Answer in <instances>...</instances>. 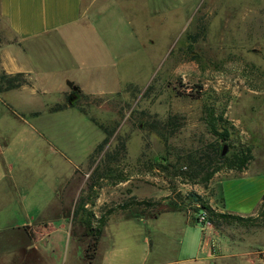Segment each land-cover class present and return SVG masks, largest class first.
I'll return each instance as SVG.
<instances>
[{"label":"rangeland","instance_id":"obj_1","mask_svg":"<svg viewBox=\"0 0 264 264\" xmlns=\"http://www.w3.org/2000/svg\"><path fill=\"white\" fill-rule=\"evenodd\" d=\"M123 11L98 32L32 43L26 86L48 94L12 92L11 110L0 103L9 117L0 264H264V219L204 225L195 198L215 211L223 198L244 216L257 207L226 208L223 183L241 172L202 181L196 162L211 170L217 144L227 156L249 146L264 169V0ZM211 109L224 110L230 140L211 133ZM81 194L95 218L131 199L156 204L115 208L93 251L73 215Z\"/></svg>","mask_w":264,"mask_h":264},{"label":"crops","instance_id":"obj_2","mask_svg":"<svg viewBox=\"0 0 264 264\" xmlns=\"http://www.w3.org/2000/svg\"><path fill=\"white\" fill-rule=\"evenodd\" d=\"M155 6L156 0H0V21L4 25L0 32L2 30L5 32V34L2 32L4 38L0 42V72L8 74L23 72L30 75L27 49L32 43L57 37L64 42L67 37L64 32L74 29L77 32L82 30L98 32L104 29L108 15L123 14L124 9H131L134 10L131 12L133 14L143 13L147 16L154 12ZM12 92L29 93L31 100L39 94H48L35 86L26 85L1 92L0 103L10 110L9 101L12 97L9 95ZM13 99L19 100L14 97ZM25 110L27 114L39 111L32 107ZM7 117V113L6 116L3 111L0 113V121L9 120ZM4 123L0 124V170L2 171H0V200L8 191L5 187L1 189L2 181L6 179L3 170L6 167L5 153L8 148L3 142L4 134L1 130L5 126ZM254 160L252 159L240 174L223 181L226 208L235 210L234 212L251 213L264 195V169L255 168ZM222 206H225L223 198L218 210L229 212Z\"/></svg>","mask_w":264,"mask_h":264},{"label":"trees","instance_id":"obj_3","mask_svg":"<svg viewBox=\"0 0 264 264\" xmlns=\"http://www.w3.org/2000/svg\"><path fill=\"white\" fill-rule=\"evenodd\" d=\"M27 75L23 72L8 74L5 72L0 73V93L19 88L23 85L28 84ZM200 88V86H199ZM202 94H198L196 98H200ZM223 111L220 112L219 115H214V109L209 111V129L213 135H215L218 140L220 141H228L230 140L231 135V127L228 126L226 120L223 118ZM106 140V139H105ZM104 142V141H103ZM102 147V144L98 145V149ZM224 147L221 144H217L214 149V156L215 158V166L211 170H207L209 168V164L203 161H197V173H203L201 176L202 181H208L214 173L217 171L225 168L229 170H236L238 172H242L249 164L250 160L252 159V152L249 146H241L240 148L232 151V153L227 156L226 153L222 154ZM212 163V162H211ZM212 167V166H211ZM207 170V171H206ZM174 175H182L180 171H174ZM194 174L193 176H196ZM119 181L124 179L123 177L117 178ZM93 187L95 184H92ZM193 195V194H192ZM195 196V195H193ZM198 202L199 210L204 211L206 213L207 220L210 221L213 225L218 226L222 222H238V223H245L248 226H257L259 220L264 219V195L262 196L259 204L257 205L255 211L250 215H238L234 213L228 212H219L215 211L207 202L203 201L199 196H195ZM89 201L85 198L83 194H81L76 202V206L73 212L74 216L78 217V225L83 229V234L85 236H89L91 239V244L87 246L89 249H93L95 251L98 240L100 239L103 229L106 225L108 216L114 212V209L119 207L120 209H124L131 205L132 203L142 204L146 203V205H154L155 202H135L134 199L126 201L122 204L117 205L114 208H110L103 213L99 217L95 218L91 211L88 210ZM93 254H90L92 257Z\"/></svg>","mask_w":264,"mask_h":264},{"label":"built area","instance_id":"obj_4","mask_svg":"<svg viewBox=\"0 0 264 264\" xmlns=\"http://www.w3.org/2000/svg\"><path fill=\"white\" fill-rule=\"evenodd\" d=\"M197 221L201 222L202 224H209L207 221V217H206V213L204 211H201L197 217H196Z\"/></svg>","mask_w":264,"mask_h":264},{"label":"water","instance_id":"obj_5","mask_svg":"<svg viewBox=\"0 0 264 264\" xmlns=\"http://www.w3.org/2000/svg\"><path fill=\"white\" fill-rule=\"evenodd\" d=\"M67 84H68V86H73L72 85V82H70V81H67ZM73 88L75 89V87L73 86ZM226 153V147H224V149H223V151H222V154H225Z\"/></svg>","mask_w":264,"mask_h":264}]
</instances>
